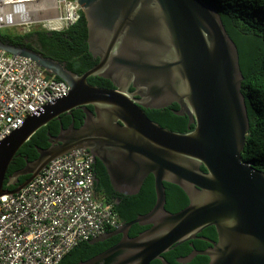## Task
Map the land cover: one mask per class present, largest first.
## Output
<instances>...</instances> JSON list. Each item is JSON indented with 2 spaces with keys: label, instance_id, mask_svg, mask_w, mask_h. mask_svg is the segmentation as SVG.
Instances as JSON below:
<instances>
[{
  "label": "water",
  "instance_id": "1",
  "mask_svg": "<svg viewBox=\"0 0 264 264\" xmlns=\"http://www.w3.org/2000/svg\"><path fill=\"white\" fill-rule=\"evenodd\" d=\"M87 44L98 64L82 75L25 46L0 39V50L31 60L58 78L68 94L36 110L0 142V198L18 194L52 161L78 150L100 161L113 190L125 196L154 178L155 204L134 221L88 242L122 235L118 244L82 264H151L172 247L214 227L218 242L202 255L209 264H264V172L242 161L250 131L238 47L219 13L202 0H78ZM102 78L112 89L93 86ZM130 89L133 92H130ZM173 104L194 129L173 132L146 110ZM83 108L38 158L8 177L19 150L50 122ZM92 107L93 110H90ZM204 168V170H203ZM29 178L21 185L19 179ZM179 187L189 204L166 209L164 184ZM149 227L134 238L132 226Z\"/></svg>",
  "mask_w": 264,
  "mask_h": 264
},
{
  "label": "built area",
  "instance_id": "2",
  "mask_svg": "<svg viewBox=\"0 0 264 264\" xmlns=\"http://www.w3.org/2000/svg\"><path fill=\"white\" fill-rule=\"evenodd\" d=\"M22 4V14L14 8ZM78 0H0L6 29L62 33L81 19ZM63 81L31 60L0 50V142L60 95ZM91 155L78 150L50 162L18 194L0 198V264H60L81 244L122 226L114 205L98 197ZM251 166V165H250Z\"/></svg>",
  "mask_w": 264,
  "mask_h": 264
},
{
  "label": "trees",
  "instance_id": "3",
  "mask_svg": "<svg viewBox=\"0 0 264 264\" xmlns=\"http://www.w3.org/2000/svg\"><path fill=\"white\" fill-rule=\"evenodd\" d=\"M212 6L220 15L221 20L235 44L238 47L240 66L244 76L242 83V93L245 97L248 117L250 120V131L246 139V146L242 154V161L251 165L255 169L264 172V0H202ZM76 33L73 35V33ZM50 35V36H49ZM69 35L72 42L65 37ZM34 37L40 39L45 45L51 41L57 42L58 46L74 49L81 46L78 53L87 55V25L82 14L80 21L68 31L62 33H48L45 31H33L27 35H14L10 38L1 37L5 42H10L15 46H25L31 48ZM91 60V56H89ZM84 58V57H82ZM81 58V60H82ZM73 65V64H72ZM77 74H83L94 67V64L87 62L75 63ZM60 81L58 78H54ZM89 83L93 86L111 89L112 83L102 78H89ZM178 109L177 105L172 106ZM147 116L162 128L173 132L187 133L188 119L178 117L172 112V108L157 111H146ZM76 120L82 115L75 113ZM71 123L69 119L53 120L46 127L39 130L17 153L12 161L5 181V188L14 190L16 187H7L8 177L21 170L28 161H34L38 157V148L44 149L48 145V134L56 135L60 124L67 127ZM80 124L75 123L78 127ZM204 170V168H203ZM96 193L99 198L114 205L115 211L122 222L134 221L139 215H145L152 210L155 204L154 178L149 176L139 194L135 196H125L116 193L109 181L107 172L101 162L96 166ZM29 176L22 177L19 184H23ZM166 188L167 204L166 209L171 213H177L189 204L186 194L177 186L164 184ZM119 201V202H117ZM149 227H133V236L144 232ZM115 241L106 243H96L90 245L84 243L71 251L60 264H77L80 261L93 257L94 255L111 247ZM206 261V260H205Z\"/></svg>",
  "mask_w": 264,
  "mask_h": 264
},
{
  "label": "flooded vegetation",
  "instance_id": "4",
  "mask_svg": "<svg viewBox=\"0 0 264 264\" xmlns=\"http://www.w3.org/2000/svg\"><path fill=\"white\" fill-rule=\"evenodd\" d=\"M74 34H76V33L74 32L73 35ZM67 36L68 37H65V38L66 39L69 38L68 41L72 42L69 35H67ZM57 42L59 43V41H57ZM57 42L51 41V43L43 45L40 42L39 38L34 37L32 42H31V45H30L31 48L30 49L43 54L47 58L53 59L54 61L60 63L61 65H64L68 71H71L72 73H75V74H77L75 71V70H77V68L74 67L75 63H79L80 61L81 62L84 61V62H87V64L92 63V64H94V66L98 64V60L94 59L91 56V54L89 53L87 39H86L87 55H85V52L80 53V54L78 53L80 50H82L81 46H77V47L75 46L74 49H72L71 47L68 49H64V48L58 46ZM88 55L91 56V60L89 59ZM82 57H84V58H82ZM81 58H82V60H81ZM77 75H82V74H77ZM130 92H133V90L130 89ZM174 105H177V104H173L172 106H174ZM172 106L168 107V108H172V112L177 111L179 109V107H178V109H174ZM89 109L93 110L92 107H89ZM146 111H157V110H146ZM146 111H145V113H146ZM75 113H77V115H82L83 117L76 120ZM63 118L66 120L67 119L71 120V123L67 127H64L63 124H60L58 132L56 133V135H53L54 137L60 133L62 128L67 129L71 124H73L75 126V123L78 122V124H80V125L78 127L75 126V128L81 127V125L83 124L84 118H85L83 108H81V107L76 108L67 114L61 115L59 118H57L58 122L61 123ZM189 129L193 130L194 126L193 125L189 126V120H188L187 131H189ZM49 135H51V134H49ZM48 145L49 146L47 148L51 147V144L49 143V137H48ZM47 148H44V149H47ZM38 156H39V154H38ZM98 162H100V161H96V162L93 161L94 171L96 170V166H97ZM97 182L98 181L96 180V184H97ZM117 202H119V201H117ZM128 223H130V222H128ZM128 223L122 222V226H124ZM135 226L136 225L132 226L131 229L129 230V236L131 238H134L137 236V235L133 236L131 234L132 229ZM111 232H113V231H111ZM111 232H108V233H111ZM121 239H122V235H117V236H113V237L106 239L105 241L101 242V243H106V242L115 241V243L111 247H109V248L105 249L104 251L94 255L93 257L98 256V255L102 254L103 252L107 251L108 249L112 248L113 246L118 244ZM217 242H218V235H217L215 228L209 227V228L203 230L202 232L196 234L194 239L188 240L184 243H181L179 245L172 247L168 252L163 254L161 257H162V260H164L167 264H209V261H210L209 258L202 255V254L204 252H208L213 247V243L216 244ZM93 257H89L88 259L80 261L77 264L85 263L86 261L92 259ZM151 264H163V263L161 260H155Z\"/></svg>",
  "mask_w": 264,
  "mask_h": 264
},
{
  "label": "rangeland",
  "instance_id": "5",
  "mask_svg": "<svg viewBox=\"0 0 264 264\" xmlns=\"http://www.w3.org/2000/svg\"><path fill=\"white\" fill-rule=\"evenodd\" d=\"M14 35H19V36H21V34H20L19 31H16V30H13V29H6V30H3V31L1 32V37L3 36V37H8V38H10V37H12V36H14Z\"/></svg>",
  "mask_w": 264,
  "mask_h": 264
},
{
  "label": "clouds",
  "instance_id": "6",
  "mask_svg": "<svg viewBox=\"0 0 264 264\" xmlns=\"http://www.w3.org/2000/svg\"><path fill=\"white\" fill-rule=\"evenodd\" d=\"M14 11L17 12V13L22 14V13L24 12L23 5H22V4L17 5V6L14 8Z\"/></svg>",
  "mask_w": 264,
  "mask_h": 264
}]
</instances>
